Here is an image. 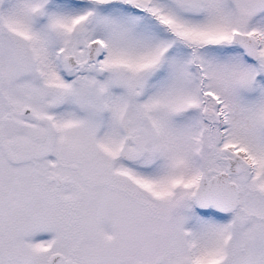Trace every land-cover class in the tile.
Listing matches in <instances>:
<instances>
[{"label": "snow or ice", "instance_id": "snow-or-ice-1", "mask_svg": "<svg viewBox=\"0 0 264 264\" xmlns=\"http://www.w3.org/2000/svg\"><path fill=\"white\" fill-rule=\"evenodd\" d=\"M0 264H264V0H0Z\"/></svg>", "mask_w": 264, "mask_h": 264}]
</instances>
